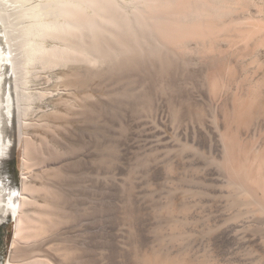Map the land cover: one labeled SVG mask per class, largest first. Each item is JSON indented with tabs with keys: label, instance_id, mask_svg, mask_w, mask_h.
Wrapping results in <instances>:
<instances>
[{
	"label": "bare ground",
	"instance_id": "6f19581e",
	"mask_svg": "<svg viewBox=\"0 0 264 264\" xmlns=\"http://www.w3.org/2000/svg\"><path fill=\"white\" fill-rule=\"evenodd\" d=\"M31 1L0 0V224L16 219L14 247L24 256L5 264H264V125L254 123L257 112H264L263 64L253 92L239 93L243 102L238 110L233 106L227 132H114L90 137L79 149L62 146L57 155L44 159L48 177L36 189L44 191L40 198L16 185L10 158L16 130L25 124L20 114L27 111L23 106L30 97L23 85L21 58L30 62L60 53V47H46L36 36L88 26L73 17L96 0ZM31 17L36 19L15 28L20 18ZM261 24L256 30L264 31ZM215 49L214 77L223 79L221 72L230 64L228 77L235 80V66L220 57L224 50L219 45L209 50ZM78 50L83 52L80 61L83 55L88 63L100 58L83 46L72 52ZM157 113L163 119L161 105ZM252 122L255 132L243 136ZM111 141L115 147H110ZM27 204L42 211L31 218L23 210Z\"/></svg>",
	"mask_w": 264,
	"mask_h": 264
},
{
	"label": "rangeland",
	"instance_id": "374dc122",
	"mask_svg": "<svg viewBox=\"0 0 264 264\" xmlns=\"http://www.w3.org/2000/svg\"><path fill=\"white\" fill-rule=\"evenodd\" d=\"M96 1H91L93 7L73 17L96 28L83 23L85 26L71 33L36 36L44 46L56 45L62 53L30 62L24 55L21 58L23 85L30 97L23 106L27 113L20 114L25 124L16 130L9 170L16 185L20 189L24 185L25 191L35 198L44 194L36 189L48 177L44 159L57 155L62 146L63 150H76L86 145L90 137L110 136L114 132H179L181 136L191 132H227L233 106L237 105L238 110L243 102L239 93L253 92L259 66L264 65V31L256 30L264 22V0ZM249 15L253 18L245 19ZM32 19L36 18H20L15 28L33 22ZM113 19L117 22L112 23ZM24 38L25 35L19 39ZM79 44L98 53L99 60L88 63L83 55L80 61L78 57L83 52H72L74 47L82 49ZM214 45L224 50L220 57L225 56L235 66L239 74L235 80L228 77L232 74L230 64L221 72L223 79L214 77L212 55L218 50H209ZM10 80L13 84V77ZM158 104L164 110L163 119L157 113ZM254 123L264 125L263 111L257 112ZM253 126L252 122V129L243 131V136L245 132H255ZM110 147H115V142L111 141ZM22 171L29 173L28 177L26 173L23 177ZM23 210L31 218L42 211L28 204ZM15 232V218L0 224L3 264L9 258L24 260L21 251L14 247Z\"/></svg>",
	"mask_w": 264,
	"mask_h": 264
},
{
	"label": "flooded vegetation",
	"instance_id": "af4514ba",
	"mask_svg": "<svg viewBox=\"0 0 264 264\" xmlns=\"http://www.w3.org/2000/svg\"><path fill=\"white\" fill-rule=\"evenodd\" d=\"M4 223V222H3ZM2 224V223H1Z\"/></svg>",
	"mask_w": 264,
	"mask_h": 264
}]
</instances>
